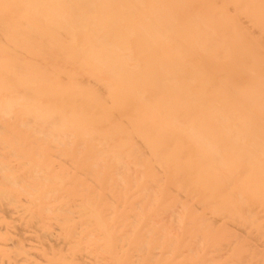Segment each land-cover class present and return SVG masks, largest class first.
I'll list each match as a JSON object with an SVG mask.
<instances>
[{"label":"bare ground","instance_id":"6f19581e","mask_svg":"<svg viewBox=\"0 0 264 264\" xmlns=\"http://www.w3.org/2000/svg\"><path fill=\"white\" fill-rule=\"evenodd\" d=\"M0 264H264V0H0Z\"/></svg>","mask_w":264,"mask_h":264}]
</instances>
